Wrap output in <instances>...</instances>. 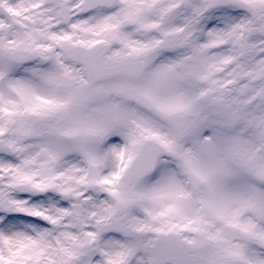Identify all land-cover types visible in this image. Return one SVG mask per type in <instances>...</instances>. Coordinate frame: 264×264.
Returning a JSON list of instances; mask_svg holds the SVG:
<instances>
[{
  "label": "rangeland",
  "instance_id": "obj_1",
  "mask_svg": "<svg viewBox=\"0 0 264 264\" xmlns=\"http://www.w3.org/2000/svg\"><path fill=\"white\" fill-rule=\"evenodd\" d=\"M67 1L70 25L46 0H0V201L22 210L0 211V264H155L166 232L194 264H264V0H119L89 14ZM96 42L113 43L111 59L140 56V74L91 79L69 50ZM19 49L33 60L4 54ZM130 86L157 110L128 101ZM88 111L98 119L84 126ZM151 139L165 151L135 181ZM113 218L136 234L102 233Z\"/></svg>",
  "mask_w": 264,
  "mask_h": 264
},
{
  "label": "water",
  "instance_id": "obj_2",
  "mask_svg": "<svg viewBox=\"0 0 264 264\" xmlns=\"http://www.w3.org/2000/svg\"><path fill=\"white\" fill-rule=\"evenodd\" d=\"M117 0H86L83 3L84 11L93 10L99 6H111ZM47 3H56L61 7V18L65 23L71 20L70 9L67 3L62 0H47ZM237 4H242L236 1ZM177 35L171 34L167 37L166 43L169 46L177 45ZM111 48V44L105 43L94 46L92 48H85L77 46L71 52V58L74 61H79L85 65L86 70L91 77L103 79L107 76H112L121 72H128L132 75L140 71L141 63L138 57H124L120 60H104L103 56ZM7 55L17 62H28L31 55L25 51H8ZM127 97L138 103L145 109L153 110L154 107L151 100L142 93L131 88L127 91ZM162 152V148L154 143L148 142L142 153L135 159L132 168V177L134 179H141L155 167L157 158ZM189 182L195 190L200 189V180L195 177L192 172H188ZM94 189V188H93ZM0 208L8 213H20L8 201L2 200ZM102 232L121 233L126 236H131L134 233L132 227L126 226L121 218H115L102 226ZM154 255L156 264H192L191 247L190 245L176 234H162L155 242Z\"/></svg>",
  "mask_w": 264,
  "mask_h": 264
},
{
  "label": "bare ground",
  "instance_id": "obj_3",
  "mask_svg": "<svg viewBox=\"0 0 264 264\" xmlns=\"http://www.w3.org/2000/svg\"><path fill=\"white\" fill-rule=\"evenodd\" d=\"M76 87H82V88H85L86 87V84L85 82L80 79L76 82ZM98 117L96 114H94V111H88V112H85L84 113V116L82 117V122H84V126L85 125H91L93 123H95L97 121ZM240 184V183H238ZM242 188H244L242 185H241Z\"/></svg>",
  "mask_w": 264,
  "mask_h": 264
}]
</instances>
